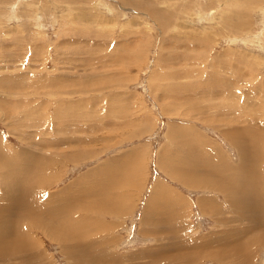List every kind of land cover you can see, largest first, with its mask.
I'll return each mask as SVG.
<instances>
[{
    "label": "rangeland",
    "instance_id": "rangeland-1",
    "mask_svg": "<svg viewBox=\"0 0 264 264\" xmlns=\"http://www.w3.org/2000/svg\"><path fill=\"white\" fill-rule=\"evenodd\" d=\"M231 138L264 201V0H0V264H264Z\"/></svg>",
    "mask_w": 264,
    "mask_h": 264
},
{
    "label": "bare ground",
    "instance_id": "bare-ground-1",
    "mask_svg": "<svg viewBox=\"0 0 264 264\" xmlns=\"http://www.w3.org/2000/svg\"><path fill=\"white\" fill-rule=\"evenodd\" d=\"M223 1V0H222ZM102 3V2H101ZM228 4V3H227ZM152 9V8H151ZM153 10V9H152ZM151 11V10H150ZM158 12V11H157ZM153 15V14H152ZM205 15H209V14H205ZM54 18V17H53ZM204 18V17H203ZM202 18V19H203ZM33 20V19H32ZM162 20V19H161ZM205 20H206V18H205ZM36 24V23H35ZM239 28V27H238ZM204 39V38H203ZM257 40V39H256ZM262 48V47H261ZM184 75V74H183ZM52 76V75H51ZM185 76V75H184ZM179 77V76H178ZM179 79V78H178ZM216 79H218V78H216ZM219 81V80H218ZM214 82V81H213ZM230 82V81H229ZM201 84H203V83H201ZM172 85V84H171ZM178 85V84H177ZM183 85V84H182ZM193 85V84H192ZM191 85V86H192ZM185 86V85H184ZM173 87V86H172ZM19 88V87H18ZM177 88V87H176ZM229 126V125H228ZM245 128V127H244ZM173 129V128H172ZM251 130V129H250ZM78 131V130H77ZM180 131V130H179ZM69 132V131H68ZM242 132V131H241ZM248 132V131H247ZM246 135V134H245ZM190 136V135H189ZM194 136V135H193ZM226 136V135H225ZM229 136H231V134H229ZM251 136V135H250ZM66 138V137H65ZM228 139H230V138H228ZM232 140H233V142H232V145L233 146H235L236 148H239V149H236L237 150V153H238V157H239V164H237L238 166L236 167V168H234L233 167V173L231 174V175H229V176H232V177H235V178H231V177H228V175H226V174H223V173H221L220 172V170L219 169H217L216 171L215 170H212V172L214 173V176L215 177H217V178H212V179H207L208 181L207 182H201L200 181V183L198 184L199 186H201L202 188L203 187H208V188H213V189H216V190H220V192L222 191L223 193H224V195L226 196V198H227V200L229 201V205L231 206V208H232V210L234 211V212H236L237 214V218L235 219V220H237L238 219V222H240V221H244L245 219H243L244 217H243V211H245L244 212V216H247V215H250V211H251V204L252 205H254L255 207H257L259 210H258V212H262L263 213V211H264V201L263 200H261V196H262V190H263V186L260 184L259 186H258V181H257V179H256V177L254 176V174L252 173L253 171L249 168V166L247 165V163H246V161L248 160V159H250V157H251V154L250 153H252V148H253V142L252 141H250V140H243V141H238V139H233V138H231ZM259 139V138H258ZM67 140V139H66ZM254 140V139H253ZM64 141V140H63ZM229 141V140H228ZM245 141V142H244ZM61 143V142H60ZM206 143V142H205ZM68 145V144H67ZM64 146V145H63ZM187 146V145H186ZM246 146H248V150H246V151H244L243 152V150L246 148ZM188 148V147H187ZM257 148V147H256ZM189 149V148H188ZM261 151V150H260ZM258 153V152H257ZM255 158V157H254ZM29 159V158H28ZM170 159V158H169ZM168 159V160H169ZM173 160V159H172ZM252 160V159H251ZM167 161V160H166ZM179 162V161H178ZM252 162V161H251ZM203 164H204V162H203ZM179 165V164H178ZM253 165V164H252ZM245 166H247L248 168H246ZM0 167H2L1 168V175H0V180H1V183H2V185H5L6 187H7V185H6V180H7V174L5 173V169L6 168H4V166L3 165H1L0 164ZM213 167V166H212ZM11 168V167H10ZM13 168V167H12ZM216 169V168H215ZM230 169V168H229ZM247 169H249L251 172H247ZM172 172V173H171ZM180 172H182V171H180ZM210 172V171H209ZM226 172V171H225ZM12 173V172H11ZM11 173H9V174H11ZM212 173V174H213ZM247 173V174H246ZM182 174V173H181ZM16 175V174H15ZM170 175L171 176H175V178L176 177H178V178H183V175H180V174H177V173H175L174 171H170ZM210 175V174H209ZM211 176V175H210ZM9 177V176H8ZM203 177V176H202ZM108 179V178H107ZM110 179V178H109ZM10 180V179H9ZM185 182H188L187 180H185ZM8 183V182H7ZM190 183L191 184H193L194 182L193 181H190ZM197 185V186H198ZM206 185V186H205ZM9 186V185H8ZM12 187V186H11ZM14 187V186H13ZM9 188V187H8ZM16 188L17 187H15V188H13L12 189V191L11 190H9L8 189V199H9V201H15V202H22V197L20 196L19 197V195L18 194H15V192H17L16 191ZM20 190H22V189H20ZM20 190H18V191H20ZM25 192V191H24ZM21 193V192H20ZM19 193V194H20ZM81 193V192H80ZM98 193V192H97ZM24 194V193H23ZM25 194H27V192L25 193ZM252 194H254V195H252ZM18 195V196H17ZM91 195V194H90ZM223 195V194H222ZM223 195V196H224ZM13 196H15V197H13ZM25 196V195H24ZM87 196V195H86ZM153 197V199L156 197V195H154V196H152ZM235 197V198H234ZM252 197H253V200H252ZM114 198V197H113ZM234 198V199H233ZM157 199V198H156ZM151 200V199H150ZM159 202V201H158ZM227 202V201H226ZM246 202L248 203V205H247V207H246V210H245V205H246ZM23 204V203H22ZM28 204H31V203H28ZM35 204H37V203H35ZM34 204V205H35ZM39 204V207L41 208V210H42V206H41V203H38ZM154 204V203H153ZM34 205H32V206H34ZM32 206L30 207V208H32ZM158 206V205H157ZM204 206V205H203ZM254 206H253V208H254ZM19 208H21V207H19ZM29 208V209H30ZM36 208V210H37V207H35ZM113 208V207H112ZM165 208V207H164ZM203 208H205V207H203ZM11 209H13L12 207H10V209L9 210H11ZM99 209H101V208H99ZM103 209V208H102ZM105 209V208H104ZM16 211H17V209H15ZM14 210V211H15ZM24 210V212H23V214L24 215H26L27 213L29 214V213H31L32 212V210H30V211H25L26 209H23ZM39 210V209H38ZM37 210V211H38ZM79 210V209H78ZM122 210V209H121ZM16 211L13 213L12 212V210L11 211H8L10 214L8 215L9 217L10 216H12V214H18V213H16ZM36 211V212H37ZM43 211V210H42ZM107 211H110V210H108L107 209ZM115 212V211H114ZM118 212H120L119 210H118ZM213 212V211H212ZM32 213H35V211L33 210V212ZM214 213V212H213ZM36 214V213H35ZM0 215H2V214H0ZM7 215V214H6ZM21 215V214H20ZM37 215V214H36ZM35 215V216H36ZM4 216V215H3ZM23 216V215H22ZM54 216V215H53ZM234 216V215H233ZM33 217H34V215L32 216V217H30V218H32L33 219ZM44 217V216H43ZM49 217V216H48ZM249 217V216H248ZM248 217H245V218H248ZM3 217L2 216H0V219H2ZM23 218V217H22ZM27 218V217H26ZM25 218V219H26ZM51 218V217H50ZM49 218V219H50ZM53 218H55V217H53ZM261 218V217H260ZM37 219V218H36ZM155 219V218H154ZM249 219V218H248ZM245 220V221H247L248 223H250L248 226H250V228H253V229H258V228H260V227H263L262 226V219H259V216H258V214L257 213H255V211H252V213H251V218L249 219V220ZM28 220H29V218H28ZM58 220H59V218H58ZM83 220V219H82ZM240 220V221H239ZM26 221V220H25ZM41 221V220H40ZM44 221V220H43ZM48 221V220H47ZM53 221V220H52ZM56 221H57V219H56ZM232 221H233V219H232ZM33 222V221H32ZM37 222H39V221H36V223ZM234 222V221H233ZM67 223V222H66ZM241 223V222H240ZM246 223V222H245ZM15 224V223H14ZM32 224H34V223H32ZM39 224V223H38ZM37 224V225H38ZM45 224V223H44ZM48 224V223H47ZM73 224V223H72ZM41 226H42V224H40ZM75 225V224H74ZM264 225V224H263ZM59 226H61V224H59ZM65 226V225H64ZM67 226H69V225H67ZM40 227V226H39ZM52 227V226H51ZM69 227H72V226H69ZM48 228H49V226H48ZM44 229V228H43ZM47 229V228H46ZM52 229H54V228H52ZM51 229V230H52ZM66 229V228H65ZM67 229H68V227H67ZM71 229V228H70ZM74 229V228H73ZM248 229V228H247ZM246 229V230H247ZM45 230V229H44ZM50 230V231H51ZM81 230H83V229H81ZM262 230H264L263 228H262ZM50 231H47V230H45V232L47 233V234H49V232ZM55 231V230H54ZM44 232V233H45ZM83 232V231H82ZM157 232V231H156ZM231 232H235V234L237 235V234H241V232H242V230H233V229H231L230 230V233ZM22 233V232H21ZM66 233V232H65ZM72 233H73V231H72ZM227 233V232H226ZM76 234V233H75ZM84 234V233H83ZM239 234V235H240ZM71 235V234H70ZM243 235V234H242ZM264 235V234H263ZM54 236V235H53ZM57 236H59L58 234H57ZM67 236V235H66ZM79 236V235H78ZM72 237V236H71ZM77 237V236H76ZM223 238H225V237H223ZM65 239L67 240V238L65 237ZM225 239H227V238H225ZM231 239V238H230ZM13 240V239H12ZM73 240V239H72ZM241 240V239H240ZM231 241H232V244H233V242L235 241H237V238H235V240L233 239H231ZM16 242V241H15ZM65 242V241H64ZM238 243V242H237ZM80 244V243H79ZM223 244H226V242L225 243H223ZM232 244H231V246H232ZM10 245V244H9ZM230 245V244H229ZM79 247V246H78ZM86 247V246H85ZM22 248V247H21ZM6 248L5 247H0V250H5ZM9 249V248H8ZM86 249H88L87 247H86ZM227 249V248H226ZM240 250H241V247L238 245V244H236L235 243V245H234V247H231V248H229V251L231 252V254L233 255V256H240ZM229 251H227V252H229ZM6 252V251H5ZM7 252H9V253H13V252H11V251H9V250H7ZM9 255V254H8ZM2 256H4L3 255V253L2 252H0V258H2ZM218 260H220V258L218 257Z\"/></svg>",
    "mask_w": 264,
    "mask_h": 264
}]
</instances>
